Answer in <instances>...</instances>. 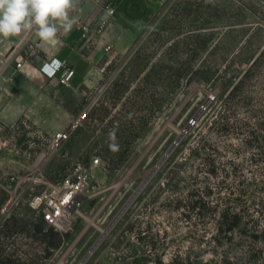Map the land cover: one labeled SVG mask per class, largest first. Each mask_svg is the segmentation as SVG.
Returning <instances> with one entry per match:
<instances>
[{
	"label": "rangeland",
	"instance_id": "obj_1",
	"mask_svg": "<svg viewBox=\"0 0 264 264\" xmlns=\"http://www.w3.org/2000/svg\"><path fill=\"white\" fill-rule=\"evenodd\" d=\"M113 1L80 0L82 52L97 56L86 86L48 83L32 103L38 124L0 123V264H264V161L251 162L264 141L249 134L264 132V0H166L131 45L100 51ZM31 39L0 62V105L6 69L37 68L42 42ZM78 164L90 190L68 230L48 228L28 205L45 189L33 180L55 183ZM234 206L240 224L218 230Z\"/></svg>",
	"mask_w": 264,
	"mask_h": 264
},
{
	"label": "crops",
	"instance_id": "obj_2",
	"mask_svg": "<svg viewBox=\"0 0 264 264\" xmlns=\"http://www.w3.org/2000/svg\"><path fill=\"white\" fill-rule=\"evenodd\" d=\"M164 2L166 0H114L111 7L114 13L108 15L105 11L104 18L101 20L104 32H101V40L97 50L102 51L103 46L104 48L112 47L114 43L122 48L131 45L135 40L136 34L150 28L156 21ZM83 10L86 16L91 14L89 13L91 9L88 6H85ZM62 34H58L54 41L60 45H68L63 50L58 48L53 52L50 47H47L45 42H42L41 45L39 44L43 49H41L42 55L34 58L37 68L23 65L21 69L15 70L14 73H12L11 68L6 69V73L10 78L7 84H3L1 87V94L6 98V102L0 105V123L2 125L11 127L21 118L33 120L38 124V111L42 108L32 105V103L39 94L45 97V86L55 81L46 79L39 71L44 63L57 59L66 63L69 68L74 69L75 74L70 83V87L74 90L79 89L81 86H86L89 78L92 77V62L94 56L95 58L97 56L96 53L86 54L82 52L87 42L81 39L82 28L80 26L78 28L76 25L67 35ZM86 35L83 36L85 37ZM35 38L32 37L31 40ZM29 39L17 37L0 38V53L2 57L7 58L10 49L13 50L14 47H22L23 44H28ZM77 39L76 44L75 40ZM6 58L4 60H7Z\"/></svg>",
	"mask_w": 264,
	"mask_h": 264
},
{
	"label": "built area",
	"instance_id": "obj_3",
	"mask_svg": "<svg viewBox=\"0 0 264 264\" xmlns=\"http://www.w3.org/2000/svg\"><path fill=\"white\" fill-rule=\"evenodd\" d=\"M106 13L112 15L114 10L106 7ZM4 58L0 53V62ZM17 68L22 67V62H17ZM39 71L48 80H55L62 86H69L74 77L75 71L69 68L66 63L57 59H52L44 63ZM83 118V117H82ZM80 115L73 120L71 125L65 131L58 132L52 137L51 149L57 148L66 142L80 125H82ZM100 166L99 159H94L90 163L91 169ZM33 185H45V189L33 195L28 203L29 207L37 211L40 219L46 227L57 230H68L75 220L78 206L91 187L89 171L85 166L76 165L71 173L59 181L45 182V179L39 175L34 178ZM10 205V201L3 206L5 212Z\"/></svg>",
	"mask_w": 264,
	"mask_h": 264
},
{
	"label": "clouds",
	"instance_id": "obj_4",
	"mask_svg": "<svg viewBox=\"0 0 264 264\" xmlns=\"http://www.w3.org/2000/svg\"><path fill=\"white\" fill-rule=\"evenodd\" d=\"M79 6L80 0H0V38L51 42L79 23Z\"/></svg>",
	"mask_w": 264,
	"mask_h": 264
},
{
	"label": "trees",
	"instance_id": "obj_5",
	"mask_svg": "<svg viewBox=\"0 0 264 264\" xmlns=\"http://www.w3.org/2000/svg\"><path fill=\"white\" fill-rule=\"evenodd\" d=\"M249 134H250L252 142L260 143V142L264 141V132H262V131L253 130ZM258 151H260V150L258 149ZM261 151H260V153H261ZM253 156L255 158L256 154ZM260 158H262V159H258V160L251 159V162L252 163H253V161L259 162V160L264 161V157H260ZM263 172H264V169H263ZM262 177L264 178V173L262 174ZM241 220H242L241 213H239V210L236 209V206H234V208L224 207L219 212V221H220L219 224H220V226H219L218 230L230 233L232 230H234L235 228L238 227ZM42 223H43V221H42ZM246 231H244V232H246ZM246 234L248 235V238H251V239L252 238L255 239V238L259 237L258 231H252V232L249 231ZM226 239L230 240V241L232 240V238H229V237H226ZM232 243L233 242H230V245H232ZM228 246H229V243H228ZM247 248H248V250L246 251L247 253L254 252V251L258 250V249L257 250L255 249L256 247L254 246V244L247 246ZM231 261L232 260L229 257H226L224 259V262H226V263H229V262L231 263Z\"/></svg>",
	"mask_w": 264,
	"mask_h": 264
},
{
	"label": "water",
	"instance_id": "obj_6",
	"mask_svg": "<svg viewBox=\"0 0 264 264\" xmlns=\"http://www.w3.org/2000/svg\"><path fill=\"white\" fill-rule=\"evenodd\" d=\"M88 108H89V106H87V107L82 111V113L80 114V118H82V117L85 115V113H86V111L88 110Z\"/></svg>",
	"mask_w": 264,
	"mask_h": 264
},
{
	"label": "bare ground",
	"instance_id": "obj_7",
	"mask_svg": "<svg viewBox=\"0 0 264 264\" xmlns=\"http://www.w3.org/2000/svg\"><path fill=\"white\" fill-rule=\"evenodd\" d=\"M77 213H78V210H77Z\"/></svg>",
	"mask_w": 264,
	"mask_h": 264
}]
</instances>
